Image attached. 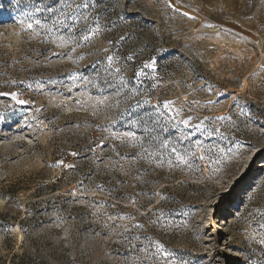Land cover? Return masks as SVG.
<instances>
[{"label": "rangeland", "instance_id": "374dc122", "mask_svg": "<svg viewBox=\"0 0 264 264\" xmlns=\"http://www.w3.org/2000/svg\"><path fill=\"white\" fill-rule=\"evenodd\" d=\"M0 93V264H264V0H0Z\"/></svg>", "mask_w": 264, "mask_h": 264}, {"label": "snow or ice", "instance_id": "6c2138e0", "mask_svg": "<svg viewBox=\"0 0 264 264\" xmlns=\"http://www.w3.org/2000/svg\"><path fill=\"white\" fill-rule=\"evenodd\" d=\"M82 6L83 7H87V5H82ZM29 27H31V25H29ZM129 59H131V57H129ZM109 60H111V57H109ZM146 67H151V65H146ZM117 71H119V69H117ZM136 75L138 76V75H140V73L137 72ZM2 95H6V94L5 93H0V96H2ZM13 98H15L14 94H13ZM18 103H24V101H18ZM166 107H167V105H166ZM262 227H264V225H262ZM262 243H264V241H262Z\"/></svg>", "mask_w": 264, "mask_h": 264}]
</instances>
